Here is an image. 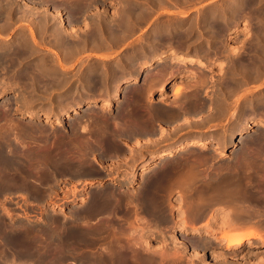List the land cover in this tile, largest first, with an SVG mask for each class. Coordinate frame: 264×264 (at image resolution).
I'll list each match as a JSON object with an SVG mask.
<instances>
[{
  "label": "bare ground",
  "instance_id": "1",
  "mask_svg": "<svg viewBox=\"0 0 264 264\" xmlns=\"http://www.w3.org/2000/svg\"><path fill=\"white\" fill-rule=\"evenodd\" d=\"M28 1L24 0V2H28ZM30 1H32V0H30ZM38 1H37V3H38ZM59 1H56V2L58 3ZM64 1L65 2H63V1L59 2L60 4H58V5L60 7L61 6L64 7L65 11L67 10V13L69 12V13L73 14V16H74L75 12H76V14L77 13L79 14L80 12L85 10L84 8H86L87 6L89 7V5H90V4H88V2L90 0H64ZM246 1H248V0H246ZM260 1H259V3H261ZM33 2H35V1H33ZM33 2H31V3H33ZM39 2H41V1H39ZM43 2H45V1H43ZM92 2H93V0H92ZM237 2H238V0H237ZM237 2L234 1L232 4L234 9L239 8V7H237L239 5V2H238V4H237ZM255 2L251 1V4L249 6H252V3H255ZM11 3H12L11 0H0V19L1 20H2L1 17L3 16V13H5V11L8 10L7 14H10L9 12H10V8L12 6L9 7L8 4L11 5ZM37 3L35 6H37ZM50 3L54 4V1L50 2ZM135 3H136V0H125L124 1L125 6L128 8H127V11L125 13L126 19H124L125 17L123 18L125 25H126V28H124V26H123L122 29H125L127 31V28H128V33H130L129 31H131V30L134 31L136 29L135 26L136 25L139 26L138 23L140 22V18L138 19V22H135L137 20H132V19L130 20L131 16L133 17V15L130 14L131 10H134V8H136ZM243 3H245V2H243ZM22 4H25V3H22ZM39 5H40V3H39ZM55 5H57V4H55ZM24 6L26 7V5H24ZM59 6H57V7L60 8ZM246 6H248V5L246 4L245 7ZM20 7L22 9H26V8H23V6H20ZM29 7H30V5H29ZM33 7L31 9H33ZM53 7H54V5H53ZM57 7L55 10H57ZM40 8L41 7H39V9H37V10H40ZM22 9H21L20 13L23 12L25 14L26 13V12H24L25 10L22 11ZM34 9H35V7H34ZM123 10H124V8H123ZM137 10H136V12H137ZM214 10H216V9H214ZM31 12H33V11H31ZM134 12H135V10H134ZM138 12L141 13V10ZM27 13L29 15L28 11H27ZM142 13H141V16L146 15V13L145 14H142ZM7 14H4L3 18L5 17V15L7 17L8 16ZM216 14H217V12H216ZM15 15H13V16H15ZM46 15H47V13H46ZM138 15H139V13H138ZM9 16H11V14ZM22 16H24V15H21V17ZM25 16H26V14H25ZM44 16H45V14H44ZM47 16H45V17H47ZM55 16L60 17L58 12H56ZM217 16H219V15H217ZM21 17L19 15L20 21H21V19H20ZM26 17H23V18H26ZM74 17L76 18V16H74ZM144 17L146 18V16H144ZM235 17H237V16H235ZM17 18H18V16H17ZM133 18H135V16ZM9 19H11V18H9ZM40 19H43V18L41 17ZM40 19H38V20H40ZM77 19H79V18H77ZM141 19H144V18L141 17ZM8 20H6V21H8ZM27 20H28V18H27ZM31 20H30V22H31ZM57 20L58 19H56L55 21H57ZM158 20H160V19H158ZM41 21H43V20H41ZM45 21L46 20H44L43 23ZM47 21H46V24H47ZM9 22H10V20H9ZM13 22H14V20H13ZM36 22H35V25H37L39 23L38 22L36 24ZM60 22H62V21H60ZM210 22H211V20H210ZM2 23L4 24L3 26H5V23L4 22H2ZM54 23H56V22H54ZM135 23H136V25H135ZM212 23H213V21H212ZM46 24L45 25L40 24V25L47 26ZM214 24H216V20H215ZM1 25H0V27H1ZM6 25H8V23ZM9 25H8V27H9ZM155 25H157V24H155ZM167 25H168V23H167ZM218 27L220 29V25ZM11 28H12V26L7 30L9 31ZM55 28L57 30H55L54 28H53V30H54V32L56 31L57 34H55L53 32L55 34L54 36H58L59 39L56 41L54 40V42L56 43V45H58V47H60V50L57 47L58 53H56L53 60L50 61L48 58L46 60V62L49 60L48 61L49 63L47 62L48 64L46 63L45 65L40 64V62L38 64L36 61H38L39 59H37L36 61L34 60V64L32 62V65L28 64L30 66L24 65L26 62L29 61V60H26V59H28V58H26L28 56L23 57L26 50H31V51L36 50L34 47L33 48L30 47V46H32V44L29 46V45H27V42H26L23 47L21 45H20L21 46L20 47L18 45L19 41H21V38H20L18 40V43L16 40L17 45L15 43V47L11 48L10 44H12V43H9V44H7L6 42L4 43L3 39H2L3 43L0 42V76H2V75L4 76V77L2 76L0 78V80H1L0 81V90L2 89V92H4L6 89L12 88L11 85L14 82L17 84L22 83L24 85V87H22L21 90H23V88L28 86L27 92L36 90V87H38V88L40 87V88H43L46 90L51 89L52 92L56 91V90L58 91L60 89L65 91L67 88H70L72 84H74L73 81L75 80V76L73 79L72 74H70L71 76L65 75V73H67V70H69V69L64 71L63 69H61L58 66L60 68V71H57L58 70L57 65L60 64V61H62V60L69 61L68 59H71L73 61V62L70 61V63L71 62H72V64L76 63L77 61H79L80 56H82L83 51H85L86 46H88V44L91 43L90 41H92V45H93V43H96L94 41H98L97 40L98 38L102 39L101 38L102 35L100 33L99 37L94 36L92 38V40L88 39L89 41H87V40H85L84 42L82 41L83 43H81V45H78V43L76 42L77 46L74 47L73 42H75V41L72 42V40H71V42H70L69 40H66V37L63 35V34H65V31H64L65 28H63L61 24L59 25V28H57V27H55ZM164 28H165V26H163V25H162V27H160L161 30H164ZM3 29H4V27H2V30ZM205 29H206V27H205ZM222 29H224V28H222ZM7 30L5 29V31H7ZM13 30H15V29H13ZM21 30H22V28H21ZM45 30H44V32H45ZM187 30L188 29H186V31ZM115 31H116V29H115ZM186 31H184V33ZM260 31H261V29H260ZM9 32H11V31H9ZM21 33H22V31H21ZM68 33L66 32V34H68ZM0 34H1V32H0ZM234 34L235 35L232 36L231 38H233V37L235 38L238 35L237 32H235ZM29 35H31V40H32L31 43L34 42L35 46L38 44V43H36L37 40L39 42V39H41V37H42V36L40 38L37 37L39 39H37L35 42L34 36L32 35V33ZM117 35H118V33H117ZM187 35H188V33H187ZM113 36L114 35H112V37ZM63 37H65V39ZM124 37H122V38H124ZM213 37H214V35H213ZM1 38H2V36L0 37V39ZM23 38H25V37H23ZM5 39H7V38H5ZM120 39H121V37H120ZM116 40L117 39L115 38L114 39L115 43H117ZM177 40H179V39H177ZM21 43H22V41H21ZM21 43H19V44H21ZM50 43H48V44L51 46ZM99 43H100V41H99ZM103 43H105V42H103ZM107 43H108V41H107ZM42 44H44V43H42ZM223 45H225V44H223ZM187 46H189V45H187ZM110 47H111V45H110ZM92 48H93V46H92ZM261 49L264 51V46H261ZM185 51H187V50H185ZM34 52H37V51H34ZM30 53L32 54V56L30 58V60H31L33 58L34 53H32V52H30ZM30 53H27V55L29 54V57L31 55ZM53 53H54V51H53ZM168 54L171 55V57H169L171 60L170 61L171 63L178 62V63H181L182 65H194V66H197L198 68L204 69V70H210L212 67L210 64L204 62L203 60H201L199 58H196V57L191 56V55H183V54H180L179 52H176L174 50L170 51L169 53H166V52L158 53L149 62H147V66H146L147 68L144 71L143 78L141 79L142 84L146 86L144 88V90L146 89V91H148L149 95L151 94L152 85L154 84V82H156V81L159 82V80H160L159 78L161 75H159V74L163 73L162 72L163 70L161 71V69L165 68L162 66H163L164 61L167 59ZM233 54H234V52H233ZM51 55L48 57H51ZM43 56H45V54ZM221 56H223V54ZM260 57L261 56H259V58ZM239 58H242V57H239ZM41 59H43V58L41 57ZM136 59H137V54L135 52H131V54L129 56H127L124 61H122L124 64L123 66H125V68H121V66L118 65V66H115V70L113 71L114 72L113 74L111 73L112 70H111V72L109 71L112 74L111 79L108 77V79H110V81L111 80L115 81V79L117 80L118 78H120V76H123L125 73H128V72L134 73L131 76H129V78H127L126 80H124V81L121 80L122 82H118V83H116V85L114 87H111V88H113V91H112V95L109 99H108L109 96L107 97L106 100H103L100 97H95L92 100L77 104L74 107H68V108L66 107V109L63 111L57 109L58 111L56 110L57 111L56 112V119L58 121L57 122L58 126L56 128L47 127V124H48L47 122H49L52 119V117L54 118V112L52 111V108L47 109L43 115L32 114V116L35 117L36 120H38L39 122H42L44 125L38 124V123H35V125H32L31 122H29L30 124H25L22 122L23 124H25V125H22L18 121H16L18 125L17 124L14 125L15 124L14 121H13L14 124H11L13 122H11V121L6 122L8 120L6 119V121H5V119H4V122L1 123L2 127H0V129L2 128V130H0V196L2 194H5L6 192H9L12 188H21V189L27 188L29 190L30 187H32L34 184H35L34 186H36V188H37L38 187L37 185H40V187L42 185L44 187V184H46V183H47V185H45V186H48L50 181L51 182L55 181L58 174H59L58 177L61 176L60 174H62V175L63 174H69V175H72L74 177H77V176H80L81 174L87 173V169L90 170V167H91L90 162H88L90 167L87 168L88 166H86L87 161L89 160L90 156H92V158H93L92 154L94 152H97V150H99V149H101V150H99V152H97V154L102 153V150H103L102 148H105V149L107 148V150L111 151L113 144H115L114 141H116V139H115L116 136H118V133H123V132H119L120 131L119 129L127 130V133L129 134V136H132V137L135 135H138V134L141 135L143 133L142 130H144L146 128V126L148 125V123L150 121H149V119L144 118L143 115H140L138 113H135V112H132L131 110H129L130 104H129V99L127 98V95H129V94L131 95V93H133V91H134L133 86H135L137 79L140 80V72L135 73L136 68H137ZM237 60H239V59H236V61ZM242 60H244V59H242ZM256 60H257V58H256ZM50 62H53V63L51 64ZM80 62H82V61H80ZM94 62H95V60H94ZM55 63H57L56 66H55ZM153 63H155V64H153ZM237 63H239V62L237 61ZM254 63H256V62L254 61L253 65H254ZM83 64H85V63L84 62L81 63V65L79 67H81V66L83 67ZM246 64H248V63H246ZM256 64H258V62ZM262 64L264 65L263 62H262ZM46 65H48V67H51V68L53 67V68L52 69L46 68ZM63 65H65V64H63ZM67 65L69 66V64H67ZM151 65H153V66L155 65V67L161 66V69H154L155 67H153ZM251 65L252 64L250 63L249 69L244 68L246 70L244 75L246 77H248V79L246 78L245 81L243 80L242 81L243 83L244 82L247 83L248 80H249L248 82L253 81L251 79H254V80L258 79L259 76L261 75L262 69H264L263 68L264 66L260 65V64L256 65L257 68L256 67L254 68ZM71 66H73V65H70L69 67H71ZM165 66H166V64H165ZM13 67H15V71L12 73ZM54 67H56V69H54ZM89 67L84 72L82 70H81L82 72H80L81 77H79L77 82L79 84H82V86L86 85V86L91 87V86H93V84H95V82H99L98 78L105 77L107 74H109V73H107L105 76L104 75L102 76L101 74L103 71L101 72V70H100V72L99 71L95 72L94 70H96V69H94V67H92V68L91 67L89 68ZM106 68H107V66H106ZM246 68H248V66ZM160 71H161V73H160ZM169 72L171 74L172 70H170ZM229 72H231V71H229ZM78 73H79V70H78ZM5 75H6V77H5ZM75 75H76V73H75ZM224 76L225 75H223V77ZM232 78H234V77H232ZM100 79L104 80V78H100ZM106 79L107 78H105V81H107ZM243 79H245V78H243ZM206 82H207V80H206ZM236 82H237V79L222 80V83L220 82L221 83V86H220L221 87L220 88L221 93L219 94L220 97L217 100L218 101L217 112L215 111L217 113L216 116L218 117L219 122L232 119L231 120V121H233L232 124L227 128L229 130L239 129V133H237V134L248 132L254 126H257V127L264 129V120L262 118L260 120H258L256 124H253V122L251 121L257 112V109H255V108L259 107V109H260L261 105H264V103L261 101L260 102L256 101L255 99L257 97L255 99L251 98V95L253 94L251 92H253V91L247 92V90L245 92H243V94H239L241 100H239L238 98L234 99V97H236V96L239 97L237 95L238 93L236 90V89H239V87H238L239 85L237 86L238 88H236V85H235ZM111 83H112V81H111ZM205 83H203V84L205 85ZM243 83H240V84L242 85ZM122 84H125L126 86L123 87V93H121L122 94V101L117 106V108L119 109L118 114L114 118H110L108 116V113H105L103 115H98L96 117L97 118L96 120L91 118L90 117L91 113H93V110H95L99 107L98 104L100 102L103 101L102 102L103 105L108 106L110 104V102L113 101V99L119 93V87ZM104 85H105V83H104ZM29 86H31L30 89H29ZM112 86H113V84H112ZM200 87L202 88V86H200ZM73 89H75V90L78 89L77 85H75V88H73ZM222 89H224V91H222ZM14 90H15V85H14ZM14 90H13V93H14ZM68 90L62 96L63 98H66L69 96L68 94H70L71 91H70V89H68ZM175 90H176L175 94L177 96L181 95L183 93V91L180 90V88H175ZM158 91L161 94L166 92V87H165V84L163 82L159 85ZM190 91H192V89ZM239 91H240V89H239ZM184 92H186V90ZM197 92L198 91H196V93ZM18 93H19V91H18ZM18 93L16 92V94H18ZM35 93H34V95L33 94L25 95V97H20V99H22V98L28 99V98H31L32 96L35 97V95H37V93L36 94ZM73 93H72V95H73ZM100 93H102V91ZM191 93H194V92H191ZM257 93L258 92L256 91L255 94H257ZM57 94H59V93H57ZM259 94H260V92H259ZM194 95L195 94H193V96ZM248 96L250 97V99L247 98ZM14 97H15V95H14ZM190 97H191V95H190ZM252 97H254V96L252 95ZM191 98H187V100L185 99L186 105H187V107H186L187 112L186 113L196 114V113L200 112L202 110V108H204V107H202L203 104L200 101H197L198 100L197 97L196 98L193 97L192 99ZM261 98H263V97H261ZM12 100H13V97H8V98L3 99V101L0 104L1 105L0 116L4 117L5 113L7 114L12 110L11 107H14V106L10 107V109H11V110L9 109L10 111L7 108V105L8 106L11 105L10 103ZM242 100H244V101H242ZM66 101H67V98H66ZM239 101L240 102L242 101L243 103L245 102L246 104L242 108L237 109L236 106H239V104H240ZM15 102L16 101H14V103ZM199 102L202 105L199 104ZM16 107H17V105H16ZM82 108H83V110H81L80 112L84 111L85 112L84 115L89 113L90 115H88V114L86 115V116H88V118L84 117V115H83L84 118L80 117L81 118L80 119L78 117V118H76V120H73V121L71 120L72 122L70 121L68 124V128H67L68 131L64 130L62 128V126L60 125L59 120H63L66 118L67 115H71L73 113L76 116V113ZM18 109H20V108H18ZM18 109H16V110H18ZM263 109H264V106H263ZM6 110H8L9 112H6ZM16 110H14V111H16ZM258 112H259V110H258ZM152 113H154V110L152 111ZM172 114L174 115L175 113H172ZM94 115H95V113H94ZM259 115H260V113H259ZM3 117L0 120H3ZM8 117H10V116H8ZM10 119H12V118H10ZM95 121H97L96 124L98 122L100 123V125L99 124H97V125H99V127H101V131L98 130L97 131L98 133H96V135H94L95 134L94 133L93 135L95 136V138H93L91 136L92 134L90 133L91 130L89 131L88 127L93 122L95 124ZM226 126L227 125H225V127ZM224 128L221 127V131ZM227 128H225V129H227ZM89 129H90V127H89ZM110 129H112V130H110ZM99 131H100V133H99ZM223 135H225V134H223ZM223 135H222V138L216 139V142H214L216 144V146H215L216 148L220 147L224 150L229 146L230 143H235V144L237 143L240 145V147L236 152L234 150L235 153L233 156H231L232 158L230 161L227 162V164L225 162L220 164L221 167L219 168V170L221 171V169H222V172L224 171V173H222V172L220 173L218 171V173H220L222 175H218L219 177L216 175L218 177V179L216 181L210 182V183H203L200 185L197 183L198 181L195 182V183H197V185H195V183L194 184L191 183L192 182L191 180H193L196 177L195 171L197 169L195 171H193V169H195V168L192 169V167H193V165L197 164V161H195V160L193 161V159H191L189 161V158L185 157V155H187L186 153H191V151L194 149L197 150V149L205 147L209 142L208 139L203 138V137H198L196 139H192L190 141L184 142L177 147L173 146V148L171 147L168 151L163 152V154H160L159 156L151 157L149 159L148 163L143 166V168L141 169L142 170L141 171V188L139 191L131 192L132 191L131 190L130 192H127L126 189H124V188H126V186H127V188L131 187V185L134 182L133 178L129 183L126 184V186L122 184L121 186L119 185L118 187H116L115 185L114 186H107V185L106 186H102V185L96 186L95 185L96 187H94V188L92 187V190L90 191V193L87 194L88 197H87L86 203L83 204L84 206L82 208H80L82 205L81 206L79 205L80 209H77V208H76L77 210L75 209L77 212L80 213L79 215H81L82 213H83V215L85 214V216H82V217H84L83 221L81 223H78L79 226L75 227L78 224H74V222H72L73 225H75L74 226L75 230L69 229V227H68V229H65L67 225H65V228L63 225H61L62 227L60 226V228H55L56 226H58L57 224H59L60 221H62L61 223H64L63 222L64 220H62V218L59 219L60 221L58 223H56V225L54 226V228L57 229L56 230L57 234H56V232H54L55 234L52 232L53 235L52 236L50 235V236L54 239V241L56 242V245H54L55 249L53 248V250H51V249L48 250V252H50V256H52V258H54V259L47 261V260H45L47 258L45 256H44L45 257L44 260L42 259L43 257L40 258L41 254L38 253L39 249L38 250L36 249L37 246H39V245L35 244V240H34V243L31 241L33 243V245L34 244L37 245V246H35L36 247L35 249L32 247L33 245L29 242L32 245L31 248L25 250L24 249L25 246H24L21 250H18L19 255L22 254V256L23 255L26 256V260L28 261L26 264H65V262H66L65 260L70 259V258H71V260L72 259L74 260L73 257H76L75 259H77V260H75V262L73 261L75 264H170L171 260H172V263L176 264L175 262H173V260L174 259L176 260V258H178V257L180 258V255L178 256V252L176 253L173 251L174 253H172V251L170 250L171 248L169 249L171 251V253L170 252L168 253L165 251L166 248H169V247H167L168 242H166L164 240L165 242H163L162 246L161 245H160V247L154 246V248H152L150 246V245H152L151 243H150V245H149V243H147L148 236H146V235H148V233L143 234V232H144V230L147 231L146 228L148 229V226L146 227L145 224H143L144 225L143 227H146V228L141 229L142 226L140 225V224H142L141 222H143V221L140 222V220H144V219H147V224L151 225L153 227H157V226L159 227L160 225H163L165 223L166 224H172V222H173L176 225L175 227H178L179 229L177 231L175 230L172 232V235L170 237L171 240H173L172 244H174V243L176 245L180 244L184 248L189 247L190 245L188 244V240L186 242V240L185 241L183 239L180 240L179 237H182V235H185V234L191 235L192 237H195L198 240V243H197L196 239L195 240L192 239L196 243L195 242L192 243V240H191V243L194 244L195 247H197L199 252L202 250L203 253H206V251L208 249H210V246H211L210 244H212L214 246L219 241L225 240L224 244L219 246L223 249V251H221L220 253L218 252L219 255H218V253L216 255H213V256L210 255V259L212 261L216 262L217 264H229V263L235 264L236 262L229 260V259L226 260L224 256L237 255L238 253H240L242 246H245L247 253H253L254 250L262 251V249H264V234H263L264 232L259 230L257 227H259V225H258L259 223H261V227L264 225L262 223L264 221V136L261 133H258L256 135H251V136L250 135L244 136L243 134H241L242 136H239L238 140L236 141L234 138V134H231L229 136L227 135L228 136L227 140L224 139ZM108 148H110V149H108ZM104 151H106V150H104ZM110 151L109 152L107 151L108 155L111 153ZM135 154H136V152H135ZM143 155H145V154H143ZM183 155L185 158L183 157ZM109 157H111V156H109ZM175 157L176 158L179 157V158L175 159ZM100 158H102V157H100ZM192 158H194V157H192ZM199 158H201V154H200ZM200 160H202V159H200ZM209 160L213 161L212 159H209ZM188 169H189V171H188ZM97 170H96V172L94 171L96 173V175L99 177H102L99 174L100 170H99V172H97ZM120 170H122V169H120ZM33 172H36L37 176H35V178L38 177V179H39V180L37 179L38 182L31 181V180H33V179H31L32 175H34ZM197 172H198V170H197ZM102 174H103V172H102ZM109 175H107V176H109ZM89 176H90V174H89ZM68 178H70V177H68ZM127 180H129V179H127ZM211 180H212V178H211ZM59 183L60 182L58 181V185H59ZM71 183H73V182H71ZM30 184H32V186ZM171 186H174V188H176V189H177V187L180 189V190H178V191H180L179 192L180 193L179 202L182 203L184 201L185 202L188 201L187 205L190 206L187 208L186 206H184V205H186V204H184L185 202L183 203L184 205L178 203L179 206L182 205V206L186 207V208L183 207V209H182L184 212L181 210L183 213H179V214H181V216H176V215L172 214V212H170V210L168 211V206L170 205L169 204L170 202L168 201V199L166 197V193H167V190H169V188L172 189ZM49 187H50V189H53V188H51L50 185H49ZM34 188L35 187H33V189ZM42 189H41V191H42ZM176 189H172V190H176ZM34 190H36V189H34ZM34 190H31L32 192L29 191V192H31L30 194H32ZM73 190H75V189L73 188ZM54 191L56 192V190H54ZM169 191H168V194L171 192V191L170 192ZM22 192H24V191H22ZM53 192H51V193H53ZM70 192H71V190H70ZM79 192L81 194V190ZM34 193H36V195L38 196V194H37L38 192L35 191ZM46 193H42V194H44V196H45ZM67 193H65V195H64L66 198H67V196H66ZM75 193L76 192H74V191L71 192L70 196H72V199L77 198ZM39 194H40V192H39ZM78 194L79 193H77V195ZM7 196H9V193ZM37 196H34V197H37ZM47 196L49 197L50 194ZM40 197H39V199H40ZM45 198H46V196H45ZM213 206L216 207L215 214L212 212L214 214L212 217H210V218L208 217L207 220H205L204 224L202 223L199 227L194 228L193 225L196 222L203 220L207 217V214L210 211L209 209L215 208ZM178 208H180V207H178ZM73 209H74V207H73ZM171 209H172V207H171ZM186 209H187V211H186ZM0 211H1V209H0ZM72 211H74V210H72ZM173 211H175V210H173ZM207 211H208V213H207ZM141 212L144 213L147 218L140 216ZM46 214H48V213H46ZM60 216H62V214ZM78 216H76L77 219H78ZM65 217H66V215H65ZM73 217H72V219H73ZM82 217H81V219H82ZM47 218H48V216H47ZM51 218L49 217L48 220L50 221ZM63 218H64V216H63ZM67 219H69V218H67ZM81 219H80V221H81ZM218 219H221V222H220L222 224V225L220 224L221 226H234V228L238 226V229H240V230L237 229V231L231 232L228 235L226 233H222L218 230L214 231V229H213V232H209L210 230L208 228L209 227L208 225H211V223L213 222L212 220L217 221ZM52 220H54V217ZM87 220H90L89 222L92 221L90 223L91 225L89 224L90 226L87 225V223H88ZM215 221H214V223H215ZM258 221H260V222L258 223ZM0 222H1V220H0ZM48 222H46V223H48ZM55 222L56 221H52L53 224ZM144 222H146V220H144ZM177 223H178V225H177ZM255 223H258L257 224L258 226L256 225L257 227L254 226ZM48 224L50 225V223H48ZM65 224H68V223H65ZM73 225H71L72 228H73ZM2 226H3V223L1 222L0 227H2ZM201 226H203V227L205 226L207 229L205 231H203L200 229ZM5 227L3 228L4 231L7 229ZM240 227L241 228L243 227L244 229L242 228L243 229L242 230ZM211 228H212V226H211ZM3 229H0V230H3ZM58 229H60V231H58ZM160 229L161 228H154L152 230V233H154L153 231H155L158 233L160 232V234H161ZM52 230H54V229H52ZM52 230H50V232ZM68 230H70L71 232ZM141 230H143V231H141ZM41 231H42V229H41ZM38 232H40V231H38ZM38 232H36V233H38ZM148 232L150 233V230H148ZM7 233H8V231H7ZM46 233H48V232H45L44 234H46ZM13 234H14V232H13ZM25 234L27 235L29 233H25ZM162 234H164V232ZM0 235H1V232H0ZM1 236L4 237V234ZM11 236H12V234H11ZM38 236L40 237V234ZM7 237H8V234H7ZM27 237H29V236L24 235L23 238L25 239ZM33 237L35 239L36 236H33ZM39 237H38V240L42 241V239H39ZM43 237L44 236H42V238ZM45 237H46V239H44V240H46V242H48L47 237L49 238V235L45 236ZM11 238H9V239H11ZM2 239H4V238H2ZM30 240L26 239L27 242H24V240H22V241H23V244L24 243L28 244V241H30ZM48 240H50V239H48ZM52 241H51V243H52ZM1 242H2V240L0 239V243ZM3 242H4V240H3ZM17 242H20V241H17ZM189 242H190V240H189ZM21 243H18V244H20V246H21V245H23ZM45 243H44V245H45ZM48 243H46V244H48ZM3 244H5V243H3ZM38 244H42V242L38 243ZM53 244H51V246ZM49 245L50 244H48V246L45 245V247L46 246L49 247ZM0 246H1V244H0ZM4 246H7V245H4ZM54 246H52V247H54ZM1 247H3V246H1ZM8 247H10V246H8ZM17 247H19V246L18 245L16 246V250H14V248H12L13 249L12 252H14V251L17 252ZM45 247L41 246V248H45ZM81 247H84L86 250H84V251L82 250V252H81V250H80ZM174 247H175V245H174ZM5 248H7V247H5ZM19 248H21V247H19ZM1 249H4V248H1ZM1 249H0V252L2 251ZM45 249L44 250L42 249L39 251L40 252L45 251ZM5 250L7 251L8 249H5ZM9 250H11V249H9ZM15 252L13 253L14 255H15ZM18 252H17V254H18ZM48 252L46 251V253H48ZM51 252H53V254ZM2 253L5 254L4 251ZM42 253H44V252H42ZM193 254H194V252H193ZM1 255H3V254H0V256ZM5 255H3V256H5ZM19 255H18V257H19ZM194 255L196 256V254H194ZM250 256H248V257L252 259V257H250ZM21 257H19V258H21ZM3 258L5 259V257H3ZM17 258H14V259H17ZM4 259H2V260H4ZM14 259L12 258V260H14ZM18 259H17V263H18ZM40 259H42V260H40ZM21 260H22V262H25V261H23L24 260L23 258H21ZM247 260H249V259H247ZM5 261H6V259H5ZM9 261H7L8 264H9ZM259 261L264 262V254L261 253V257H260ZM15 262H16V260H15ZM73 262H71V263H73ZM179 262H180V260H179ZM179 262H177V264ZM12 263H14V262H12ZM0 264H3V262ZM10 264H11V262H10ZM20 264H24V263H20ZM180 264H183V263H180Z\"/></svg>",
  "mask_w": 264,
  "mask_h": 264
},
{
  "label": "rangeland",
  "instance_id": "2",
  "mask_svg": "<svg viewBox=\"0 0 264 264\" xmlns=\"http://www.w3.org/2000/svg\"><path fill=\"white\" fill-rule=\"evenodd\" d=\"M11 1H12L11 5L8 4L9 7L12 6L10 8V12H9L11 14V16H9L10 14H7V12H8V10H7V11H5V13H3V16H4V14H7L8 16L6 17V15H5L4 18L2 16L1 17L2 20L0 19V21H1L0 25L2 24L0 27L1 28L0 29V32H1L0 37L2 36V38L0 39L1 40L0 42L1 43L6 42L7 44L12 43V44H10V46H11V48H13V47H15L16 40L18 43V40L21 38L22 43H21V41H19V43H21V44L18 43L19 46L21 45L23 47L25 45V43L27 42V45L30 46L32 44V46H30V47H32V48L34 47L36 49L34 51H37V52H34L31 50H26L23 57L28 56V57H26V58H28L26 60H29V61L26 62L24 65L30 66V65H32V62L34 64V60L36 61L37 59H39L38 61H36L38 64L40 62V64L45 65L49 60L51 61L54 59L56 53H58V48L60 50V47H58V45H56V43L50 46L47 42H45V38H43V36L40 33V29H42V28L39 29V24L45 25L46 21L48 20L47 24L52 22L53 25L57 28H59L60 24L62 25L63 28H65L66 26H64L65 25L64 19L61 18L62 16L60 14L61 12L65 11V8L62 6L61 7L59 6L60 8H58L56 6L57 10H55L56 9L55 6L54 7H48L49 9L52 10V13H53V14H49L47 12L48 8L42 9V6L44 7V4L46 5L47 3H50L53 1L56 2L59 0H56V1L55 0H50V1L49 0H39L41 2H39L38 0H32V1L27 0L28 2H24V0H11ZM33 1H35L36 3L38 1L37 6H35L36 3ZM43 1H45V2H43ZM61 1L65 2L64 0H60L59 2H61ZM124 1L125 0H93V2H92V0H90L89 2L87 1L88 4H90L89 7L87 6L86 8H84L85 10H83L79 14L77 13L78 15L81 16V18H85L83 21L84 24L83 25L78 24L77 27H74V28L66 27L64 29L65 34H63V35L66 37V40H69L70 42H71V40H72V42L75 41V42H73L74 47L77 46L76 45L77 43H78V45H81V43H83L86 40V39L84 41L82 40L83 41L82 42L81 38H84L82 36L87 35L89 33L93 34L95 37L96 36L99 37L100 33L102 36H106L105 37L106 39L104 37H101L103 40L98 38L97 39L98 41H94L97 43V46H95V43H93V48L91 50H89L86 46L85 51H83L82 56H80L79 61H77L76 63L72 64L73 61L71 59H68L69 61L66 60L67 62L62 60V61H60V64H58V65H57V63H55V66L56 65H57V67L59 66L64 71L69 69V70H67V73H65V75L71 76L70 74H72L73 79L75 76V80L73 81L74 84H72L70 88H67L65 91L60 89L58 91L56 90V91L52 92L51 89L46 90V89H43L40 87L39 88L36 87V90L27 92L28 86L23 88V90H21L22 87H24V85L22 83L17 84L14 82L11 85L12 88L6 89L4 92H2V89L0 90V104L4 98L13 97V100L11 101V103H10L11 105H9V107H11V106H14V107H11L13 109L8 114V116H10V117L7 116L5 118V121H6V119L8 120L6 122H10V121L13 122L14 121L15 124H14V122L11 123L14 125L17 124L16 121L20 122V124H22V125L30 124L29 122H31L32 125H35V123L44 125L42 122H39L38 120H36L35 117L32 116V114L43 115L47 109L52 108V111L54 112V118L52 117V119L49 122H47L48 124L47 123L46 124H47V127H49V128H56L58 126V124H57L58 121L56 119V112L58 111L57 109L63 111L66 109V107L67 108L68 107H74L77 104L87 102L89 100H92L95 97H100L103 100H106L107 97L109 96L108 97V99H109L111 97L112 91H113V88H111V87H114L116 85V83L122 82V81L126 80L127 78H129V76L134 74V73H129V72L125 73L123 76H120V78H118L117 80L116 79H115V81L111 80L112 81V83H111L110 79L112 77L111 75L114 73L113 71L115 70V66L120 65L121 68H125V66H123L124 64L122 61H124L125 58L131 54V52H135L137 54V59H136L137 68H136L135 73L140 72V80L137 79L135 86H133V88H134L133 93H131V95L130 94L127 95V98L129 99V104H130L129 110H131L132 112L138 113L140 115H143L144 118L149 119L150 122L148 123L146 128L144 130H142L143 133L141 135L138 134V135H135L133 137L129 136V134L127 133V130L119 129L120 131L119 130L118 131L123 132V133H118V136H116V138H115L116 141H114L115 144H113L111 151L107 150V148L106 149L102 148L103 150H102V153H100L101 155L97 154V152H99V150H101V149H99V150H97V152H94L92 154L93 158H92V156H90L89 160L87 161L86 166H88L87 168H89L90 166L91 167H90V170L87 169V173L81 174L80 176H77V177H74V176L69 175V174H63V175L60 174L61 176L58 177V175H59L58 174L55 181H53V182L50 181L48 186H45V185H47V183L44 184V187L41 185V187L43 189L40 187V185H37L38 186L37 188L38 189L40 188L39 191L41 194L46 193L47 191L49 192V193L47 192L48 194L47 193L45 194L46 198H45L44 194H42L43 198L40 197V203L43 204V206L40 209L43 210L44 212L49 213L48 216L52 217V218L54 217V219L55 218L60 219L61 217L65 216V215H66L65 218H67V216L69 215L68 212L75 210L76 208L77 209L82 208L84 206L83 204H85L87 201V197H88L87 194L90 193V191L92 190V187L94 188V187L100 186V185H102V186H106V185L107 186H114L115 185L116 187H118L119 185L121 186L122 184L126 186V184L129 183L133 178L134 182L131 185V187H129L130 189L127 188V186L124 189H126L127 192H130L131 190H132L131 192L139 191L141 188V171H142L141 169L143 168L144 165H146L148 163V161L151 157L159 156L160 154H163V152L168 151L171 147L173 148V146L177 147L184 142L190 141L192 139H196L198 137L206 138L209 140V142L205 147L197 149V150L194 149L191 151V153H186L187 155H185V157L189 158V161L191 159H193V161L194 160L197 161V164H198V165L195 164L192 167V169L195 168V169H193V171H195L197 169L198 172H197V170L195 171L196 177L193 180H191L192 181L191 183L194 184L195 182L198 181L197 183L200 185L203 183L214 182L218 179V177H219L218 175H222V174H220L222 172V169H221V171L219 170V168L221 167L220 164L223 162H225L227 164V162L231 160V158H232L231 156H233L234 153L240 147L239 144L230 143L229 146L224 150L220 147L216 148L215 147L216 144L214 143V142H216V139L222 138L223 134H225V135H223L225 140L228 139L229 135L234 134V138L236 141L238 140L239 136H242L241 134H243L244 136H248V135L251 136V135H256L258 133H261L264 136V129L257 127V126H254L248 132L237 134V133H239V129L229 130L227 128L232 124V122H233V121H231L232 119L219 122L218 117L216 116L217 115L216 112L218 109L217 108L218 107L217 106V104H218L217 100L220 97L219 94L221 93V90H220L221 87L220 86H221L222 80L237 79V82L235 83V85H236V88L239 87L240 91H239V89H236L237 93H238L237 95L239 97L236 96V97H234V99L238 98L239 100H241L239 94H243V92H245L247 90V92L253 91L251 93H253L252 95L254 97H252V95H251V98L255 99L257 97L255 99L256 101H259V102L261 101L264 103V96H263L264 95V71H263L264 69H262L263 72L261 71V75L259 76L260 79L259 78L255 79L256 81L254 79H251L253 81L248 82L249 81L248 80L247 83L242 82L243 80L245 81L246 78L248 79V77H246L244 74L246 71L245 69H249L250 63L252 64L251 66H253L254 68L255 67L257 68L256 65H258V64L263 65L262 62L264 63V57H263L264 51L261 49V46H264L263 45L264 44V0H261V1L260 0H248L249 2L246 0L245 1L244 0H238L240 6L238 5L237 7H239V8H235V9L232 6V4L234 1L237 2V0H136L135 6L138 10L136 8H134V10H135V12L137 10V12H136L137 14L134 12V10H131L130 14L133 15V17L135 16V18H133L131 16L130 20L131 19L137 20L135 22H138V19L140 18V22L138 23L139 26H137L135 23L136 29L134 31L131 30L132 32L129 31L130 33H128V28H127V31L125 29H122L123 26H124V28H126L124 19H126L125 13H126L127 8H128L125 6ZM251 1L252 2L256 1V2L252 3V6H249L251 4ZM259 1L261 3H259ZM31 2H33V3H31ZM59 2L57 4H60ZM238 2H237V4H238ZM243 2H245V3H243ZM22 3H25V4H22ZM39 3L41 5H39ZM246 4L249 7L248 6L245 7ZM24 5H26V7ZM29 5H30V7H29ZM20 6H23V8H26L27 10L22 9ZM33 6L35 7V9ZM38 6L41 7L40 10H37V9H39ZM28 7L30 9L33 7V9L30 10ZM123 8H124V10H123ZM21 9H22V11L25 10L24 12H26L25 14L27 17L25 16V14L23 12L20 13ZM60 9H64V10H60ZM214 9H216V10H214ZM34 10L37 11L36 13L38 14V16L41 15L39 17V19L41 17L43 19H40V20L36 19L35 20L34 15L32 14L33 12H31ZM140 10H141V13L144 11L142 14L146 13V15L141 16V13L138 12ZM27 11L29 12V15H28ZM56 12L59 13L60 17L55 16ZM89 12L93 13L94 16L93 15L89 16L88 15ZM216 12H217V14H216ZM46 13L48 16L46 15ZM138 13H139V15H138ZM44 14L47 17H45ZM70 14L71 13H69V15ZM13 15H15V16H13ZM19 15H20V17H21V15H24L20 18L21 21L19 20ZM217 15H219V16H217ZM17 16H18V18H17ZM144 16H146L147 19ZM235 16H237V17H235ZM23 17H26V18H23ZM29 17L32 20L29 19ZM141 17H143L144 19H141ZM9 18H11V19H9ZM27 18H28V20H27ZM55 18L58 20L55 21L56 20ZM8 19L10 20V22L12 24L9 22ZM158 19H160V20H158ZM4 20L5 21L8 20L6 22L8 23V25L10 24L9 27H8V25H6L7 23ZM13 20L15 23L13 22ZM30 20H31V22H30ZM41 20H43V21L46 20V21L43 23V21H41ZM141 20L142 21L144 20V21L142 22ZM210 20H211V22H210ZM215 20H216V24H214ZM60 21H62V22H60ZM212 21H213V23H212ZM2 22L5 23V26H3L4 24ZM35 22H36V24L39 22V24L35 25ZM54 22H56V23H54ZM22 23H26V24H22ZM167 23H168V25H167ZM155 24H157V25H155ZM162 25L165 26L166 29L164 28V30H161L160 27H162ZM219 25H220V29L218 27ZM11 26H12V28L9 30L11 32H9L7 29H9ZM2 27H4L3 30H2ZM42 27H44V29H45V27H47V26H42ZM205 27H206V29H205ZM21 28H22V30H21ZM222 28H224V29H222ZM5 29L7 31H5ZM13 29H15V30H13ZM54 29L57 30L56 28H54ZM115 29H116V31H115ZM186 29H188L189 31L188 30L186 31ZM260 29H261V31H260ZM21 31H22V33H21ZM184 31H186V32L184 33ZM53 32H54V30L51 33L52 36L57 34L56 31L54 32L55 34ZM66 32L67 33L69 32V33L66 34ZM235 32H237L238 35L235 38L234 37L231 38L232 36L235 35L234 34ZM31 33L34 36L35 42L37 39H39L42 36L41 39H39V42H38V40L36 42L38 44L40 43L39 45L37 44L35 46L34 42L31 43V41H32L31 35H29ZM117 33H118V35H117ZM187 33H188V35H187ZM112 35H114V36L112 37ZM213 35H214V37H213ZM23 37H25V38H23ZM37 37H39V38H37ZM65 37H63V38L65 39ZM120 37H121V39H120ZM122 37H124V38H122ZM5 38H7V39H5ZM53 38L55 41L59 39L58 36H54ZM115 38L117 39L116 40L117 43H115V41H114ZM2 39H3V42H2ZM177 39H179V40H177ZM104 40L108 41L107 44H108L109 48H107V49H105L103 47L104 46V43H103ZM99 41H100V43H99ZM41 42L44 44H42ZM153 42L155 45L151 46L150 43H153ZM17 43H16V45H17ZM167 44L171 48H167L166 47ZM223 44H225V45H223ZM110 45H111V47H110ZM187 45H189V46H187ZM149 48H153L154 50L148 51ZM170 50H174V51L179 52L180 54H183V55H191V56H194L196 58H199V59L203 60L204 62L210 64L212 67L210 70H204V69H200L194 65H182L181 63H178V62L171 63L170 62L171 60L169 58V57H171V55L168 54L167 59L164 61L166 66L164 63L162 66L165 68L161 69V66L155 67V65L154 66L151 65V66L155 67L154 69H161V71L163 70L162 72L164 74L161 73V71H160V73H161V74H159V75H161L159 78L160 80H159V82H157V81L154 82V84L152 85L151 94L149 95L148 91H146V89L144 90V88L146 86L142 84V80H141L143 78L144 71L147 68L146 67L147 62H149L156 54L161 53V52L169 53ZM185 50H187V51H185ZM53 51H54V53H53ZM30 52L34 53L33 58L31 60H30V58H31L32 54ZM41 52H44L46 57L43 56V54H40ZM233 52H234V54H233ZM27 53L31 54L30 57H29V54L27 55ZM222 54H223V56H221ZM50 55H51V57H48ZM259 56H261L260 57L261 59L259 58ZM41 57L43 59H41ZM239 57H242V58H239ZM48 58H49V60L46 62V60ZM235 58L239 59V60H237L239 63H237ZM256 58H257V60H256ZM242 59H244V60H242ZM94 60H95V62H94ZM70 61H72V62L70 63ZM80 61H82V62H80ZM254 61L256 63L258 62V64L254 63V65H253ZM83 62L85 63V64H83V67L82 66L79 67L81 65V63H83ZM50 63L52 64L53 62H50ZM246 63H248V64H246ZM28 64H30V65H28ZM63 64H65L66 66ZM67 64H69V66L70 65H73V66L69 67ZM153 64H155V63H153ZM89 66L91 68L94 67V69H96V70H94L95 72H98V71L100 72V70H101V72L102 71L104 73L106 72L105 74L102 72V74H101L102 76L103 75L105 76L107 73H109V74H107L105 77H100V78H104V80L98 78L99 82H95V84H93V86H91V87L86 86V85L82 86V84H79L77 82L79 77H81L80 72H82V71L84 72L85 70H87V68ZM106 66H107V68H106ZM247 66H248V68H246ZM59 67L57 68L58 69L57 71H60ZM46 68H51V67H48V65H46ZM54 69H56V67H54ZM78 70H79V73H78ZM111 70H112V72H111ZM170 70H172L171 74L169 72ZM14 71H15V67L12 68V73ZM229 71H231V72H229ZM75 73H76V75H75ZM223 75H225L226 77L225 76L223 77ZM2 76H0V78ZM5 77H6V75H5ZM108 77L110 79H108ZM232 77H234V78H232ZM105 78H107L106 79L107 81H105ZM243 78H245V79H243ZM206 80H207V82H206ZM103 82L105 83V85ZM162 82L165 84V87H166V92L163 94H161L158 91L159 85ZM203 83H205V85ZM240 83H243V84L241 85ZM13 84L15 85V90H14ZM112 84H113V86H112ZM75 85H77V88H78L76 90L73 89V88H75ZM125 86H126L125 84L120 85L119 93L114 98L115 100L113 99V101H111L108 106L103 105V103H102L103 101H102L98 104L99 107L97 109L93 110V113H91V115L89 113H87V114L90 115V117L93 118L94 120L97 119L96 117L98 115H103L105 113H108V116L110 118H114V116L117 115L119 112V109L117 108V106L122 101V94L121 93L123 91L122 88ZM200 86H202V88ZM30 88H31V86H29V89ZM175 88H180V90H182L183 93L181 95L177 96L175 94V91H176ZM68 89H70L71 92H70V94H68L70 97L67 95L68 97H66L67 98V101H66V98H63L62 96L64 95V93L67 92ZM189 89L190 90L192 89V91H190ZM224 89H222V91H224ZM13 90H14V93H13ZM185 90H186V92H184ZM18 91H19V93H18ZM101 91H102V93H100ZM196 91H198L199 93L197 92L198 93L197 94ZM256 91L258 92L257 94H255ZM16 92L19 95L16 94ZM35 92L37 93V95H35V97L32 96L31 98H28V99H25V98L20 99V97H25V95H28V94L34 95ZM191 92H194V93H191ZM259 92H260V94H259ZM57 93H59V94H57ZM72 93L74 96L72 95ZM193 94H195L196 96L195 95L193 96ZM14 95H15V97H14ZM190 95L192 98L197 97L198 100L203 105L200 102H199V104H201L202 107H204V108H202V110L200 112H198L196 114L186 113L187 105H186V102L184 103L183 101H186L187 98H191ZM261 97H263V98H261ZM247 98L250 99L249 96ZM14 101H16V102L14 103ZM242 101H244V100H242ZM241 102H240L241 105L239 104V106H236L237 109L242 108L246 104L245 102L244 103L243 102L241 103ZM16 105H17V107H16ZM263 106L264 105H261L262 109L261 108L259 109V107L255 108V109H257V112H256L257 115L255 114V116L251 120L253 122V124H256L257 121L260 120L261 118L264 120ZM0 107H1V105H0ZM15 108L16 109L20 108V109L16 110ZM14 110H16V111H14ZM81 110H83V108L80 109L76 113V116L73 113L71 115H67L65 119L59 120V123L64 130L68 131V129H67L68 124L71 120L73 121V120H76V118H78V117L79 118L83 117L85 112L84 111L80 112ZM153 110H154V113H152ZM258 110H259V112H258ZM181 111L183 112L182 117L172 119L171 122L167 120L166 115L169 114L170 112L176 114L177 112L180 113ZM94 113H95V115H94ZM259 113H260V115H259ZM86 115H84V117L88 118V116H86ZM10 118H12V119H10ZM195 119H199V120L195 121ZM2 122H4V119L0 120V124ZM22 122L25 124H23ZM96 122L97 121H95V124L93 122V123H91V125H89L90 129L88 127V130L89 131L91 130L90 133L92 134L91 136L93 138H95L94 135H96V133H98L97 132L98 130L101 131V127H99L100 123L98 122L97 124H99V125H97ZM225 125H227V126L225 127ZM0 127H2V126L0 125ZM221 127L222 128L225 127L227 129L224 128L221 131ZM153 128H155V129L159 128V131L161 133L160 138L156 139L157 135H155V134L154 135L153 134H146L148 131H151V129H153ZM209 129H214V132H210V131H208V133L195 132V130L201 131V130H209ZM0 130H2V128ZM110 130H112V129H110ZM100 131H99V133H100ZM209 134H214V135L209 136ZM139 135H140L139 138H137V139L134 138V137L139 136ZM130 138H134V139H130ZM170 140L171 141L175 140V141L172 144H167L164 146L161 145L164 143H168ZM108 149H110V148H108ZM104 150H106V151H104ZM234 150H235V152H234ZM107 151L108 152L110 151L111 153L108 155ZM135 152H136V154H135ZM143 154H145V155H143ZM200 154H201V158H199ZM109 156H111V157H109ZM100 157H102V158H100ZM183 157H184V155H183ZM192 157H194V158H192ZM178 158L179 157H177V158L175 157V159H178ZM200 159H202L203 161ZM209 159H212L213 161H211ZM88 162H90V166H89ZM210 163H212V165H209ZM120 169H122V170H120ZM96 170H97V172H99V170H100V172H99L100 176H102V177L104 176V177L102 178V177L97 176L95 173ZM188 171H189V169H188ZM218 171L220 173H218ZM102 172H103V174H102ZM33 173H34V175H32V177H31V179H33V180H31V179L30 180L38 182V180H39L38 177L35 178V176H37L36 172H33ZM222 173H224V171ZM89 174H90V176H89ZM107 175H109V176H107ZM68 177H70V178H68ZM211 178L213 181L211 180ZM127 179H129V180H127ZM58 181L60 182L59 185H58ZM71 182H73V183H71ZM197 183H195V185H197ZM32 184H30V185L32 186ZM34 185L32 187H30V189H33V187H35L34 189L38 190L36 188V186H34ZM49 185L53 189H50ZM73 188L76 191L73 190ZM171 188L176 189V188H174V186H171ZM41 189H42V191H41ZM69 189L71 190V192L72 191L76 192L75 193L77 196L76 199L75 198L72 199V196H70L71 192ZM172 189L169 188V190L171 192L169 190H167V193H166V197H167L168 201L170 202L169 203L170 205L168 206V211L170 210V212H172V214H174L176 216H181V214H179V213L184 212L182 210L183 207L186 206L188 208L190 206L187 205L188 201L187 202L184 201L185 203L179 202V200H180L179 199L180 198L179 192L180 191H178V190H180V189L178 187L176 190H172ZM54 190H56L57 193ZM80 190H81L82 195L79 192ZM22 191L28 192V189L27 188H25V189L12 188L9 192L2 194L0 196V206H1L0 209L4 208L6 212L8 210L9 212L11 211V212L21 213V211L15 207L17 205H19L20 202L27 203L28 196H29V194L27 196L26 192L24 193ZM66 191L67 192L69 191L68 192L69 194ZM168 191L170 192L169 193L170 195L168 194ZM51 192H53V193H51ZM8 193H9V196H7ZM65 193H67V195H66L67 198L64 196ZM77 193H79L80 195L79 194L77 195ZM49 194H50V196L48 197L47 195H49ZM21 197L23 199H21ZM13 201H18V202L13 203ZM178 203L182 204V205H184V204H186V205H184V206L181 205L182 206L181 207V206H179ZM79 205L80 206L82 205V206L80 207ZM73 207H74V209H73ZM171 207H172V209H171ZM178 207H180V208H178ZM186 207H184V208H186ZM213 207H215V206H213ZM21 208H23V206H21ZM211 209H209L211 212L209 211V213H208V211H207V213L209 215L207 214V217L206 218L204 217L205 219L200 220L193 225L194 228L199 227L202 223L204 224L205 220H207L208 217L210 218L215 214L216 207L213 208L212 210ZM173 210H175V211H173ZM186 211H187V209H186ZM61 214H62V216H60ZM46 216H47V214L43 215V217H46ZM140 216L147 218L146 215L142 212L140 213ZM144 220H146V222H144ZM144 220H140V222L143 221V222H141L142 224H140V225L142 226L141 229L146 228L148 226V229L146 228L147 231L144 230V232H143V234L148 233V235H146V236H148L147 243H149V245L151 243L153 246L152 245H150V246L152 248H154V246H156V247H158V246L160 247V245L162 246L163 242H165V241L168 242L167 247H169V248H166L165 251L168 253L169 252L171 253V251H172V253L178 252V256L180 255V258L178 257V258H176V260L175 259L173 260V262H175L176 264H177V262H179V260H180V262L178 264H180V263H183V264H217L216 262H214L210 259V255L213 256V255H216L218 252L220 253L221 251H223V249L219 246L223 245L225 240L219 241L214 246L212 244H210L211 245L210 249H208L206 251V253H203L202 250H201L202 252L201 251L199 252L197 247H195V245L192 244L195 242L193 240L196 239L197 243H198V240H197V238L192 237L191 235L185 234V235H182V237H179L180 240L183 239L184 241L186 240V242L188 240V244L190 245L189 247L184 248L180 244H177V245L175 243L172 244L173 240H171V238H170L172 235V232L175 230L177 231L179 229L178 227H175L176 225L173 222H172V224H166L164 222L165 224L162 223L163 225H160L159 227L158 226L153 227V226L147 224V219H144ZM89 221L90 220H87L88 226H90L91 225L90 223L92 222V221L91 222H89ZM212 221H213L212 222L213 224L211 223V225H208L209 226L208 228L210 230L209 232H213V229H214V231L218 230V231H220L222 233H226L228 235L231 232L237 231V229H238V226L235 228H234V226H221L222 225L220 223L221 219H218L217 221H215V220H212ZM214 221H215V223H214ZM259 222L260 221H258V223ZM258 223H255L254 226H256ZM262 223L264 224V221ZM143 224H145L146 227H143L144 226ZM177 225H178V223H177ZM258 225L260 228L257 227ZM258 225L256 227L259 230L264 232V227H263L264 225L262 227H261V223H259ZM211 226H212V228H211ZM154 228H161L160 229L161 234H160V232L158 233L155 231H153L154 233H152V230ZM200 229L205 231L207 228L205 226L204 227L201 226ZM148 230H150V233L148 232ZM238 230H240V229H238ZM141 231H143V230H141ZM162 231L164 232V234H162L163 233ZM189 240H190V242H189ZM191 240H192V243H191ZM174 245H175V247H174ZM84 247L80 248L81 252H82V250L83 251L86 250ZM167 249L168 250L170 249L171 251L170 250L168 251ZM46 251L48 252V250H45V254H46ZM263 251H264V249H262V251L254 250L253 253H247L245 246H242L240 253H238L237 255H229V256H224V257L226 260L229 259V260L236 262L235 264H237V263L238 264H264V262L259 261L260 257H261V253L264 254ZM193 252H194V254H196V256L193 254ZM219 253H218V255H219ZM52 254H53V252H52ZM248 256L252 257V259L249 258ZM45 257L49 258L48 256H45ZM73 258H74V260L73 259L71 260V258L65 260L66 261L65 264H67V263L69 264L70 262H73V261L75 262V260H77V259H75L76 257H73ZM247 259H249V260H247ZM23 261H25V262H22V260H20V261L18 260V263L20 262V263L26 264L28 262L27 260H23ZM13 262L14 263L11 262V264H15V263L18 264L17 260H16V262L15 261H13ZM74 262H73V264H75ZM9 264H10V262H9ZM170 264H174V263H172V260L170 261Z\"/></svg>",
  "mask_w": 264,
  "mask_h": 264
},
{
  "label": "flooded vegetation",
  "instance_id": "3",
  "mask_svg": "<svg viewBox=\"0 0 264 264\" xmlns=\"http://www.w3.org/2000/svg\"><path fill=\"white\" fill-rule=\"evenodd\" d=\"M55 4H57V2L55 3L54 2V4H52V3H48V4H46V5H44V7L42 8V9H44V8H48V7H53V5L54 6H59L58 4L57 5H55ZM41 5V4H40ZM60 10H64V9H60ZM42 12V11H41ZM36 11H33V14H34V18L35 19H39V17L40 16H38V14L36 13ZM40 13V12H39ZM48 13L49 14H52V10L51 9H49L48 8ZM74 13V12H73ZM61 14V16H62V18L64 19V26H66V27H72V28H74V27H77L78 26V24H84L83 23V21H84V19L85 18H81V16L80 15H77L76 14V12L74 13V16H76V18L73 16V14H70L69 15V13H67V11H63V12H61L60 13ZM68 14V15H67ZM76 14V15H75ZM89 16H92L93 15V13H89L88 14ZM80 16V17H79ZM68 17V18H67ZM86 17V16H85ZM71 18V19H70ZM77 18H79V19H77ZM29 19H31V18H29ZM37 19V20H38ZM77 19V20H76ZM71 22V23H70ZM22 24H26V23H22ZM39 24V23H38ZM40 25V24H39ZM73 25V26H72ZM42 25H40L39 27L40 28H42L40 31V33H41V35L43 36V38H45V42H47V43H50L51 45H53L55 42H54V39H53V36L51 35V33H52V31H53V28H55L54 27V25H53V23L52 22H50V23H48L47 24V27L44 29V27H41ZM65 27V28H66ZM39 28V29H40ZM43 30V31H42ZM44 30H45V32H44ZM49 33V34H48ZM90 34V33H89ZM87 34V35H84V36H82V37H84V38H81V41L83 40H87V41H89L88 39H91L92 40V37H94V35L92 34ZM102 37H106V36H102ZM106 39V38H105ZM104 48L106 49V48H108V44H106L107 43V41H105L104 40ZM97 43H95V46H97L96 45ZM150 45L151 46H154L155 44L154 43H150ZM92 41H91V43L90 44H88V46H87V48L89 49V50H91L92 49ZM166 47L167 48H171L168 44L166 45ZM154 49L153 48H149L148 49V51H153ZM170 51H172V50H170ZM169 51V52H170ZM40 54H45V53H43V52H41ZM123 89V88H122ZM122 93H123V91H122ZM192 101V100H191ZM199 101V100H198ZM186 101H184V103H185ZM1 108V107H0ZM7 108H8V110L10 109V107L7 105ZM13 109V108H12ZM8 110H6V112H9ZM12 111V110H11ZM10 111V112H11ZM9 112V113H10ZM187 112V111H186ZM9 113H5L4 114V117L3 116H0V119L3 117V119H5L7 116H8V114ZM7 115V116H6ZM182 115H183V112L181 111V113H178V114H172L171 112L169 113V114H167L166 115V118H167V120L168 121H172V119H176V118H180V117H182ZM6 116V117H5ZM116 116V115H115ZM114 116V117H115ZM197 120H199V119H195V121H197ZM1 125V124H0ZM208 131H210V132H214V129H209V130H201V131H199V130H195V132H203V133H208ZM146 134H155V135H157V137H156V139H158V138H160L161 137V133H160V131H159V128H157V129H155V128H153V129H151V131H148ZM214 134H209V136H213ZM140 136H136V137H134L135 139H137V138H139ZM134 138H130V139H134ZM175 141V140H174ZM174 141H169L168 143H164V144H161V145H167V144H172ZM237 144V143H236ZM209 165H212V163H210ZM31 190H34V189H31ZM30 189L28 190V192L26 193L27 195H28V193H29V196H28V201H27V203H23V202H20L19 203V205H17L15 208H17V209H19L20 211H21V213H17V212H9V211H4L5 209H1V211H0V220H1V222L3 223V226L2 227H0V229H3L5 226V228H7L5 231H4V229L3 230H0V232H1V235H3L4 234V237L3 236H1L0 235V239L2 240V242L0 243L1 244V246H3V247H1V248H4V249H1L2 251L0 252V254H3V255H5V256H3V255H1L0 256V263H2L3 262V264L5 263H8L7 261H9V262H13V261H15V260H17L19 257H21L22 256V254H20L19 255V252H18V250H21L24 246V249L25 250H27V249H30L31 248V246L33 245V243H34V240H35V244H37V245H39V246H37V245H33L32 247L35 249L36 247L35 246H37V250L39 249V250H44L45 248V250H49V249H51V250H53V248L55 249V246L54 245H56V242L54 241V239L51 237L53 234H52V232L54 233V232H56V230L57 229H55V228H60V226L61 225H63L64 226V228H65V225H67L66 226V228L65 229H68V227H69V229H74L75 230V227H77V226H79V224L78 223H81L82 221H83V218L84 217H82V216H85V214L83 215V213L81 214V215H79L80 213L79 212H77L76 210H74V211H70V215H68L67 216V218H69V219H67V218H65V216H64V218L63 217H61L62 218V220H64L63 222L64 223H61L62 221H60L58 218L56 219H54V220H52L53 218H51L50 219V221L48 220L49 219V213L47 214V216H48V218H47V216L46 217H43V215L44 214H46L47 212H44L43 210H41L40 208L43 206V204L42 203H40V199H39V197L41 196L42 197V194L40 193L39 194V190H34L33 191V193L32 194H30L32 191H31ZM29 191H31V192H29ZM38 192L37 194H38V196L36 195V193H34V192ZM33 196H37V197H33ZM43 198V197H42ZM21 199H23L22 197H21ZM37 199V200H36ZM18 201H13V203H17ZM21 206H23V208H21ZM3 210V211H2ZM73 214V215H72ZM79 215V216H78ZM74 216V217H73ZM76 216H78V219H77V217ZM72 217H73V219H72ZM81 217H82V219H81ZM60 218V219H61ZM45 219V220H44ZM47 219V220H46ZM69 221H67V220ZM78 221H76V220ZM80 219H81V221H80ZM58 220V221H57ZM48 222V223H50V225L48 224V223H46V222ZM52 221H56L54 224L52 223ZM60 221V222H59ZM71 221V222H70ZM1 222H0V226H1ZM59 222V224H57L58 226H56L55 228H54V226L56 225V223H58ZM72 222H74V224H78V225H73V223ZM77 222V223H76ZM65 223H68V224H65ZM73 225V228H72V226L71 225ZM45 225V226H44ZM11 226V227H10ZM49 228H48V227ZM75 226V227H74ZM42 227V228H41ZM45 227V228H44ZM53 227V228H52ZM62 227V226H61ZM48 228V229H47ZM41 229H42V231H41ZM52 229H54V230H52ZM47 230V231H46ZM50 230H52L51 232H50ZM5 233H4V232ZM7 231H8V233H7ZM11 231V232H10ZM14 232V234H13V232ZM29 231V232H28ZM38 231H40V232H38ZM58 231H60V229H58ZM68 231H70V230H68ZM36 232H38L39 234H40V237L38 236L39 234L38 233H36ZM43 232V233H42ZM45 232H48V233H46V234H44ZM71 232V231H70ZM8 234V237H7V234ZM25 233H29V234H25ZM36 233V234H35ZM51 233V234H50ZM11 234H12V236H11ZM19 234V235H18ZM42 234V235H41ZM44 234V235H43ZM55 234V233H54ZM56 234H57V232H56ZM10 235V236H9ZM22 235V236H21ZM24 235L25 236H29V237H27V238H23L24 237ZM36 236L35 237V239H34V237L33 236ZM49 235V238L47 237V241L49 242H46V240H44V239H46V237L45 236H48ZM51 235V236H50ZM42 236H44L43 238H42ZM4 238V239H2V238ZM12 237V238H11ZM22 237V238H21ZM38 237H39V239H42V241L41 240H38ZM9 238H11V239H9ZM52 238V239H51ZM15 239V240H14ZM20 239V240H19ZM26 239H28V240H30V241H28V244H26V243H24L23 244V241L22 240H24V242H27L26 241ZM33 239V240H32ZM48 239H50L51 241H52V243H51V241L50 240H48ZM3 240H4V242H3ZM37 240V241H36ZM16 241V242H15ZM17 241H20V242H17ZM33 243H32V242ZM40 241V242H39ZM44 241V242H43ZM22 242V243H21ZM32 244H30V243ZM42 242V244L44 245V243L46 242V243H48V244H50L49 245V247H47L48 246V244H46L45 243V245H47L46 247H45V245L43 246L42 244H38V243H41ZM55 242V243H54ZM3 243H5V244H3ZM18 243H21V244H23V245H21L20 246V244H18ZM54 243V244H53ZM3 244V245H2ZM26 244V245H25ZM51 244H53L52 246H54V247H52L51 246ZM4 245H7V246H4ZM19 246V247H21V248H19V247H17V252H18V254H17V252H15V255L13 254L14 252H12V248H14V250H16V246ZM8 246H10V247H8ZM41 246L42 247H45V248H41ZM5 247H7V248H5ZM52 247V248H51ZM41 248V249H40ZM5 249H8L7 251L5 250ZM9 249H11V250H9ZM38 250V253L39 254H41L40 255V258H42L43 260L45 259V257L44 256H48L49 258H46L45 260H47V261H49V260H51V259H54V258H52L51 256H50V252H48V253H46L45 254V251H39ZM5 252V254L4 253H2V252ZM12 253H11V252ZM11 254H10V253ZM42 252H44V253H42ZM9 255H8V254ZM52 253V252H51ZM17 254V255H16ZM43 254V255H42ZM12 255V256H11ZM18 255H19V257H18ZM52 255V254H51ZM3 257H5V259H6V261H5V259L3 258ZM10 259H9V258ZM18 257V258H17ZM25 257V258H24ZM12 258L14 259V258H17V259H14V260H12ZM21 258H23L24 260H26V256H22ZM21 258H19L18 260H21ZM2 259H4V260H2ZM42 259H40V260H42ZM69 264H73V263H69Z\"/></svg>",
  "mask_w": 264,
  "mask_h": 264
}]
</instances>
